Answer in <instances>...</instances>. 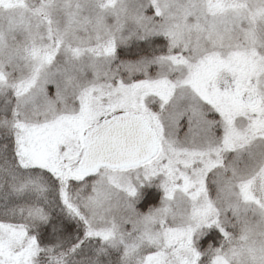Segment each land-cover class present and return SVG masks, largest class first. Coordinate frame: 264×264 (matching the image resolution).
<instances>
[{
    "label": "snow or ice",
    "instance_id": "obj_1",
    "mask_svg": "<svg viewBox=\"0 0 264 264\" xmlns=\"http://www.w3.org/2000/svg\"><path fill=\"white\" fill-rule=\"evenodd\" d=\"M0 264H264V0H0Z\"/></svg>",
    "mask_w": 264,
    "mask_h": 264
}]
</instances>
